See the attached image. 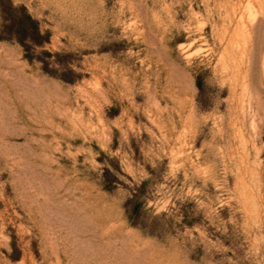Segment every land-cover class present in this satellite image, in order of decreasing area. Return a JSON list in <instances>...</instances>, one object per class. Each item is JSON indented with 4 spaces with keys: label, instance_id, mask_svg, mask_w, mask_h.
I'll return each instance as SVG.
<instances>
[{
    "label": "rangeland",
    "instance_id": "rangeland-1",
    "mask_svg": "<svg viewBox=\"0 0 264 264\" xmlns=\"http://www.w3.org/2000/svg\"><path fill=\"white\" fill-rule=\"evenodd\" d=\"M10 1L0 264H264V0Z\"/></svg>",
    "mask_w": 264,
    "mask_h": 264
},
{
    "label": "trees",
    "instance_id": "trees-1",
    "mask_svg": "<svg viewBox=\"0 0 264 264\" xmlns=\"http://www.w3.org/2000/svg\"><path fill=\"white\" fill-rule=\"evenodd\" d=\"M0 7L4 17L10 18L11 28H14L20 37V42L24 44V38L30 37L37 43H44V36L41 33L39 22L27 10L25 6H15L12 1H0Z\"/></svg>",
    "mask_w": 264,
    "mask_h": 264
}]
</instances>
